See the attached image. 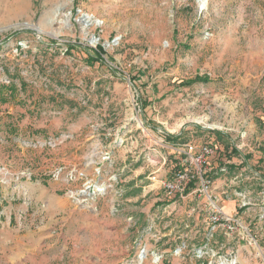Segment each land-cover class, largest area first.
I'll list each match as a JSON object with an SVG mask.
<instances>
[{
	"label": "rangeland",
	"instance_id": "1",
	"mask_svg": "<svg viewBox=\"0 0 264 264\" xmlns=\"http://www.w3.org/2000/svg\"><path fill=\"white\" fill-rule=\"evenodd\" d=\"M204 144L209 187L169 198ZM263 252L264 0H0V264Z\"/></svg>",
	"mask_w": 264,
	"mask_h": 264
},
{
	"label": "built area",
	"instance_id": "2",
	"mask_svg": "<svg viewBox=\"0 0 264 264\" xmlns=\"http://www.w3.org/2000/svg\"><path fill=\"white\" fill-rule=\"evenodd\" d=\"M182 166L176 169L171 178L162 184V188L169 198L182 199L187 195L188 189L194 186L198 180L204 190L210 185V181H205L203 175L207 173L213 159H216L217 149L212 144H204L198 149L194 150L193 147L185 145L181 150ZM198 189L191 193H196ZM239 200V209H242L249 204V198L245 193H237ZM224 226L227 231L235 232L238 228H242L236 215H226L220 212ZM217 220V221H219ZM264 253V252H263Z\"/></svg>",
	"mask_w": 264,
	"mask_h": 264
},
{
	"label": "bare ground",
	"instance_id": "3",
	"mask_svg": "<svg viewBox=\"0 0 264 264\" xmlns=\"http://www.w3.org/2000/svg\"><path fill=\"white\" fill-rule=\"evenodd\" d=\"M206 3H207V0H202V4H203L204 6L206 5ZM84 20L86 21V22H85V21H84V22L87 23V22L90 21V18H88V17L86 18V17H85ZM26 27L31 28L32 26L28 24ZM102 191H103L102 186H100V187H97V186L94 187V194H99V193H101ZM140 256H141V254H140ZM145 256H146V253L144 252V256H141V257H140V260H141V259H144Z\"/></svg>",
	"mask_w": 264,
	"mask_h": 264
},
{
	"label": "trees",
	"instance_id": "4",
	"mask_svg": "<svg viewBox=\"0 0 264 264\" xmlns=\"http://www.w3.org/2000/svg\"><path fill=\"white\" fill-rule=\"evenodd\" d=\"M99 53H100V51H98ZM96 60H98L99 61V59H96ZM195 81H202V80H200V79H196ZM175 138L174 137H170V138H168V140H174ZM234 151H236V150H234Z\"/></svg>",
	"mask_w": 264,
	"mask_h": 264
},
{
	"label": "water",
	"instance_id": "5",
	"mask_svg": "<svg viewBox=\"0 0 264 264\" xmlns=\"http://www.w3.org/2000/svg\"><path fill=\"white\" fill-rule=\"evenodd\" d=\"M82 19L84 20L85 16H82ZM140 254H141V256H144V251H142Z\"/></svg>",
	"mask_w": 264,
	"mask_h": 264
},
{
	"label": "crops",
	"instance_id": "6",
	"mask_svg": "<svg viewBox=\"0 0 264 264\" xmlns=\"http://www.w3.org/2000/svg\"><path fill=\"white\" fill-rule=\"evenodd\" d=\"M224 209L228 212L230 210V207H225Z\"/></svg>",
	"mask_w": 264,
	"mask_h": 264
}]
</instances>
